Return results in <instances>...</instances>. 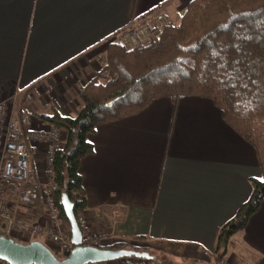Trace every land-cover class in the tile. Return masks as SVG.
I'll return each mask as SVG.
<instances>
[{
	"label": "crops",
	"instance_id": "1",
	"mask_svg": "<svg viewBox=\"0 0 264 264\" xmlns=\"http://www.w3.org/2000/svg\"><path fill=\"white\" fill-rule=\"evenodd\" d=\"M188 2L0 0V100L11 97L12 116L38 119L53 110L75 116L80 90L101 70L121 29L161 10L177 23ZM33 127L48 124L33 120ZM85 139L92 151L78 164L86 199L83 242L144 247L150 264H264V195L226 250L217 246L221 227L249 198L261 170L255 149L210 98L155 97L134 113L98 123ZM32 168L41 175L40 158ZM31 204L32 216L16 205L19 217L44 223L36 192ZM14 240H39L53 251L42 235Z\"/></svg>",
	"mask_w": 264,
	"mask_h": 264
},
{
	"label": "trees",
	"instance_id": "2",
	"mask_svg": "<svg viewBox=\"0 0 264 264\" xmlns=\"http://www.w3.org/2000/svg\"><path fill=\"white\" fill-rule=\"evenodd\" d=\"M102 60L101 70L79 92L82 105L75 116L56 110L37 115L65 131L54 150L52 191L66 236L61 194L73 203L74 215L86 205L78 172L80 158L92 151L86 133L140 110L152 98L197 95L210 98L255 149L261 170L260 179H251L249 198L218 233L217 246L226 250L264 195V0H189L179 21H169L158 38L129 49L111 43ZM110 247L147 251L127 242Z\"/></svg>",
	"mask_w": 264,
	"mask_h": 264
},
{
	"label": "built area",
	"instance_id": "3",
	"mask_svg": "<svg viewBox=\"0 0 264 264\" xmlns=\"http://www.w3.org/2000/svg\"><path fill=\"white\" fill-rule=\"evenodd\" d=\"M169 21L165 12L157 11L137 23L130 22L120 31V44L129 49L158 38ZM10 98L0 100V236L15 239L22 233L30 236L39 234L53 244L51 252L54 255H66L71 243L65 234L63 218L52 191L54 150L64 141L63 130L50 124L45 129L33 127V120L37 123L39 119L28 113L19 117L10 115L7 112ZM36 158H40L42 165V173L38 177L32 168V161ZM35 192L40 198L44 223L19 217L16 210L17 204H23L30 209L31 216L35 214L36 208L31 204ZM112 214L118 216V211L114 210ZM75 219L84 239L87 225L84 212L78 211ZM96 244L97 241H93L92 245ZM202 254L210 256L208 251H202ZM220 262L226 264L223 259ZM0 264L8 263L0 260ZM105 264L150 263L145 258L130 256Z\"/></svg>",
	"mask_w": 264,
	"mask_h": 264
},
{
	"label": "water",
	"instance_id": "4",
	"mask_svg": "<svg viewBox=\"0 0 264 264\" xmlns=\"http://www.w3.org/2000/svg\"><path fill=\"white\" fill-rule=\"evenodd\" d=\"M60 205L69 225L71 243L70 251L63 258H57L39 240L22 243L10 237L0 236V260L8 264H94L130 256L147 260L151 258L146 251L110 246L98 247L84 243L82 231L73 213V203L65 193L60 196Z\"/></svg>",
	"mask_w": 264,
	"mask_h": 264
},
{
	"label": "rangeland",
	"instance_id": "5",
	"mask_svg": "<svg viewBox=\"0 0 264 264\" xmlns=\"http://www.w3.org/2000/svg\"><path fill=\"white\" fill-rule=\"evenodd\" d=\"M161 11H162V10H161ZM162 12H164V11H162ZM168 17H169V16H168ZM114 41L117 42L118 44H120V36H118V38H116ZM120 45H121V44H120ZM39 167H40V165L38 164V168H37V169H40ZM38 235H39V234H38ZM38 235H37V236H38ZM53 248H54V247H53ZM146 252H147L148 254H150V251L147 250ZM57 256H58L59 258H62L60 254H57Z\"/></svg>",
	"mask_w": 264,
	"mask_h": 264
}]
</instances>
